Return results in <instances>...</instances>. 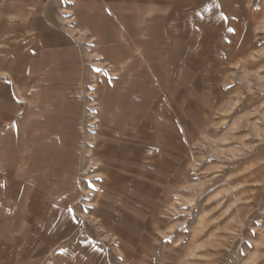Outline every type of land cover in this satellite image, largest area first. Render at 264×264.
<instances>
[{
    "label": "rangeland",
    "instance_id": "rangeland-1",
    "mask_svg": "<svg viewBox=\"0 0 264 264\" xmlns=\"http://www.w3.org/2000/svg\"><path fill=\"white\" fill-rule=\"evenodd\" d=\"M0 264H264V0H0Z\"/></svg>",
    "mask_w": 264,
    "mask_h": 264
},
{
    "label": "crops",
    "instance_id": "crops-1",
    "mask_svg": "<svg viewBox=\"0 0 264 264\" xmlns=\"http://www.w3.org/2000/svg\"><path fill=\"white\" fill-rule=\"evenodd\" d=\"M5 72L7 73L8 75V78L12 79L13 77L11 76V72L9 70H5Z\"/></svg>",
    "mask_w": 264,
    "mask_h": 264
},
{
    "label": "snow or ice",
    "instance_id": "snow-or-ice-1",
    "mask_svg": "<svg viewBox=\"0 0 264 264\" xmlns=\"http://www.w3.org/2000/svg\"><path fill=\"white\" fill-rule=\"evenodd\" d=\"M230 31L232 30V29H229Z\"/></svg>",
    "mask_w": 264,
    "mask_h": 264
}]
</instances>
